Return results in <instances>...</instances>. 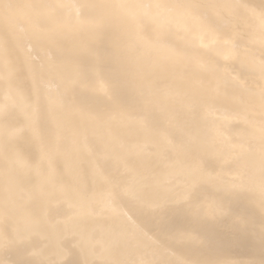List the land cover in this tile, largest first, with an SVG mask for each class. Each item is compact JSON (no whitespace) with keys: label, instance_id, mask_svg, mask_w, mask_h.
I'll return each mask as SVG.
<instances>
[{"label":"bare ground","instance_id":"1","mask_svg":"<svg viewBox=\"0 0 264 264\" xmlns=\"http://www.w3.org/2000/svg\"><path fill=\"white\" fill-rule=\"evenodd\" d=\"M0 264H264V0H0Z\"/></svg>","mask_w":264,"mask_h":264}]
</instances>
